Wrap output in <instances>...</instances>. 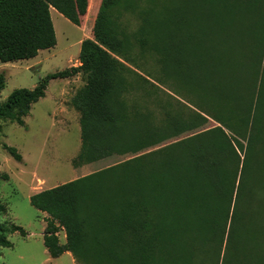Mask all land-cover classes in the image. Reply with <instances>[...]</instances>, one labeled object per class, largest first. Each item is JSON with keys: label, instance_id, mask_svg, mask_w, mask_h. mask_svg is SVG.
I'll list each match as a JSON object with an SVG mask.
<instances>
[{"label": "trees", "instance_id": "1", "mask_svg": "<svg viewBox=\"0 0 264 264\" xmlns=\"http://www.w3.org/2000/svg\"><path fill=\"white\" fill-rule=\"evenodd\" d=\"M212 3L201 32L192 0H101L80 64L33 89L17 88L0 104V120L25 126L52 80L81 75L72 104L82 145L72 164L117 158L31 195L46 213L52 258L71 252L76 264H264V0ZM89 4L0 0V61L54 48L51 8L81 26ZM127 14L139 19L136 29L124 23ZM4 82L1 73L0 92ZM170 84L199 108L163 88ZM136 91L158 98L141 104ZM3 148L22 160L16 147ZM6 212L0 202V217ZM14 233L28 236L22 226L0 223V256Z\"/></svg>", "mask_w": 264, "mask_h": 264}, {"label": "rangeland", "instance_id": "2", "mask_svg": "<svg viewBox=\"0 0 264 264\" xmlns=\"http://www.w3.org/2000/svg\"><path fill=\"white\" fill-rule=\"evenodd\" d=\"M149 1L142 0V5H147ZM100 3L101 0H90L88 13L83 18L81 27L54 12L52 19L57 45L41 51L37 58L8 63L0 61V74L5 75V88L0 92V104L7 100L13 90L33 89L48 74L78 65L82 41L93 38L94 21ZM192 3V16L197 23L195 28L202 32L214 12L212 0H192ZM123 21L129 30L136 29L139 23V19L130 14L125 15ZM85 32L87 34L83 37ZM149 60L147 67L154 68L153 60ZM149 75L161 87V77L152 72ZM185 75L190 78L188 72ZM83 85L81 75L54 79L49 84L46 96L32 106L30 114L25 118V126L0 120V172L9 176L5 180L0 175V202L7 208V212L0 217V223H15L28 233L26 238L19 233L9 236L14 245L1 249L0 264H72L65 258L58 263L53 260H50L51 263L44 262L48 257L43 237L45 217L32 206L30 197L117 161V158H109L80 167L72 164L82 145L80 115L74 108L72 99ZM163 88L190 107L199 108L196 101L185 93L186 90H181L182 93L177 91L178 96L173 85L170 84L168 89ZM132 98L138 103L150 105L158 97L156 94L146 96L136 91ZM214 125V122L210 124ZM5 143L18 149L22 155L21 161L15 160L3 148Z\"/></svg>", "mask_w": 264, "mask_h": 264}, {"label": "crops", "instance_id": "3", "mask_svg": "<svg viewBox=\"0 0 264 264\" xmlns=\"http://www.w3.org/2000/svg\"><path fill=\"white\" fill-rule=\"evenodd\" d=\"M56 13L58 16H61L62 17V14H60L55 8H51V14L53 15V13ZM81 27V26H80ZM86 32H85V34H84V36L83 37H85L86 36ZM39 56V55H38ZM37 56V57H38ZM36 57V58H37ZM80 64V61H79V59H78V65ZM33 195V194H32ZM39 211V210H38ZM42 213V215H43V217H46V213H43V212H41ZM46 228V222H45V224H44V229ZM60 233H62V236H60ZM60 233H59V238H60V241H61V243H65L66 242V234H65V231L64 230H61L60 231ZM28 237V236H27ZM24 238H26V237H24ZM46 250H47V248H46ZM47 252V254H48V257L45 259V261L44 262H49L50 260H53V262L55 261L56 263H58L59 262V260H62L63 258H65V259H67V260H69L72 264H76L75 263V260H74V258H73V255H72V253L71 252H65L62 256H60L59 258H52L51 256H50V254L48 253V250L46 251ZM50 263H51V261H50Z\"/></svg>", "mask_w": 264, "mask_h": 264}]
</instances>
